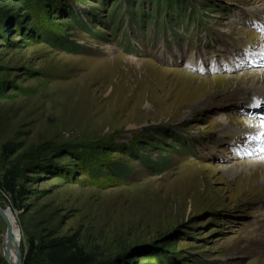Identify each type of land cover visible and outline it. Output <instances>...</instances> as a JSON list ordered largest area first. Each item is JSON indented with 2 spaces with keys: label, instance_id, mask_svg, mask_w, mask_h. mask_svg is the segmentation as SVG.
Segmentation results:
<instances>
[{
  "label": "rangeland",
  "instance_id": "rangeland-1",
  "mask_svg": "<svg viewBox=\"0 0 264 264\" xmlns=\"http://www.w3.org/2000/svg\"><path fill=\"white\" fill-rule=\"evenodd\" d=\"M116 3L0 0L21 262L74 239L94 264H264V0Z\"/></svg>",
  "mask_w": 264,
  "mask_h": 264
},
{
  "label": "trees",
  "instance_id": "trees-1",
  "mask_svg": "<svg viewBox=\"0 0 264 264\" xmlns=\"http://www.w3.org/2000/svg\"><path fill=\"white\" fill-rule=\"evenodd\" d=\"M156 3L160 0H155ZM117 0L111 13L116 10ZM112 23H115L116 17H111ZM10 150L8 145L3 146L2 153L7 154ZM141 158V157H140ZM147 161V160H146ZM149 163L152 169L159 170V165L155 162ZM162 165V164H161ZM109 173L117 178H125L126 172L122 168L112 167ZM0 176V191L10 196L12 207H18L20 198L23 196V189L18 185L17 180L20 177V169L14 162L8 161L2 168ZM101 175V174H99ZM93 258L86 253L84 248L74 239H51L43 243H30L29 250L25 254L22 264H94Z\"/></svg>",
  "mask_w": 264,
  "mask_h": 264
},
{
  "label": "bare ground",
  "instance_id": "bare-ground-1",
  "mask_svg": "<svg viewBox=\"0 0 264 264\" xmlns=\"http://www.w3.org/2000/svg\"><path fill=\"white\" fill-rule=\"evenodd\" d=\"M254 86L255 87L256 86L257 87L263 86V83H259L258 82V83H255ZM258 95H260V94L253 95L254 97L251 100V102H255L256 101L255 102V105H256L255 108L258 107L259 110L257 112H261L262 110L264 111V106H261V102H263L264 100H262L260 98H256V96H258ZM261 113L263 114L264 112H261ZM81 117H83V116H81ZM262 130H264L263 126L259 130H255V132H261ZM253 134H256L255 136L259 135V133H254V132H253ZM7 220L9 222V225H10V227L12 229V232H13L14 236H13V240L11 241V243H9V240H8V237H7L6 233L4 234V236L2 238L0 253H1V256L4 259V261L6 262V264H20L21 263V256L19 254V242H18L19 236H18V231H17V229L15 227L16 224L14 222V218L11 216V214L8 211H7Z\"/></svg>",
  "mask_w": 264,
  "mask_h": 264
},
{
  "label": "water",
  "instance_id": "water-1",
  "mask_svg": "<svg viewBox=\"0 0 264 264\" xmlns=\"http://www.w3.org/2000/svg\"><path fill=\"white\" fill-rule=\"evenodd\" d=\"M7 211L8 210H4V209L0 208V217L2 218V220L4 221V223L6 225V235L8 237L9 243H11L14 235H13L12 229L9 225V222L7 220ZM20 264H22V262Z\"/></svg>",
  "mask_w": 264,
  "mask_h": 264
}]
</instances>
